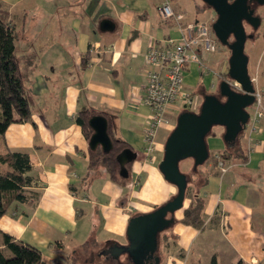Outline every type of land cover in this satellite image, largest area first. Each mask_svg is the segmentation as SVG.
I'll use <instances>...</instances> for the list:
<instances>
[{
    "label": "crops",
    "instance_id": "crops-1",
    "mask_svg": "<svg viewBox=\"0 0 264 264\" xmlns=\"http://www.w3.org/2000/svg\"><path fill=\"white\" fill-rule=\"evenodd\" d=\"M1 1L20 32L17 51L35 104L29 120L14 122L0 134V154L28 152L34 177L31 188L39 192L37 198L9 207L0 219L1 232L38 247L51 264H65L89 240L99 246L100 256L127 263L120 262L123 254L130 256L127 249L117 255L102 252L129 247L131 240L143 235L147 216L178 193L177 185L159 167L167 138L176 127L173 118L158 132L154 161L145 153L151 115L143 103L146 54L153 40L164 44L183 35L177 22L161 18L159 8L169 2L185 14V25L199 19H188L179 0ZM191 4L195 10L203 7L195 0ZM105 19L113 23L112 30L101 29ZM209 54L201 50L202 61ZM263 54L264 46L255 73H250L257 77L264 101ZM21 60L32 65L23 68ZM202 66L189 64L185 88L199 96L218 95L223 80L217 85ZM87 108L102 113L110 137L126 142L128 176L114 180L105 165L92 161V150L105 149L102 144L92 148L77 122L78 113ZM181 108L175 103L171 116L177 117ZM248 122L239 141H226L221 125L214 126L207 138L209 158L199 165L207 184L198 191L206 204L205 227L181 221L185 205L192 200L186 198L182 208L165 215L162 227H153L156 247L144 252L152 256L145 264H211L214 256L224 264L241 260L264 264V119L252 134ZM236 143L245 155L230 160L222 170L214 156ZM192 167L195 164L187 170Z\"/></svg>",
    "mask_w": 264,
    "mask_h": 264
},
{
    "label": "water",
    "instance_id": "water-1",
    "mask_svg": "<svg viewBox=\"0 0 264 264\" xmlns=\"http://www.w3.org/2000/svg\"><path fill=\"white\" fill-rule=\"evenodd\" d=\"M218 15L217 20L211 27L218 40L229 47L228 76L230 80H223L220 84L219 94H205L198 112L186 109L179 114L177 125L168 136L164 156L159 167L165 178L177 185V195L158 210L147 216L144 220L145 229L142 236L136 241L131 240L129 247L111 248L102 253H113L127 249L134 263L145 264V260L152 256H145L144 252H153L156 247L154 238L156 225L162 227L165 215L168 212L175 213L182 208L186 200L188 187V175L181 169V162L189 157L194 159L195 167L204 163L209 158V146L207 138L215 125L225 127L224 138L226 141L236 142L239 134L244 131L250 118L248 108L255 102L256 86L249 71V56L246 54L245 46L247 35L242 22L243 17H249L245 6L247 0H236L233 4L228 0H203ZM264 2V0H261ZM113 23L110 20L101 22V29L112 30ZM230 33L235 36V41L229 43ZM238 82L242 90L235 89L231 82ZM93 134L90 145L95 148L102 144L105 151L112 148V140L108 133L107 121L102 115L93 116L90 119ZM124 151L119 155L121 160V174L128 176L125 167ZM135 155V154H134ZM130 158V154L128 155ZM136 157V155H135ZM167 224V222H165ZM134 234V233H133ZM141 248V249H140ZM153 255V254H152Z\"/></svg>",
    "mask_w": 264,
    "mask_h": 264
},
{
    "label": "trees",
    "instance_id": "trees-1",
    "mask_svg": "<svg viewBox=\"0 0 264 264\" xmlns=\"http://www.w3.org/2000/svg\"><path fill=\"white\" fill-rule=\"evenodd\" d=\"M19 39L20 32L12 21L11 13L0 0V134H4L14 122L29 120L32 116L33 105L35 104V97L26 85L20 64L17 51ZM186 109L189 110L188 108ZM97 115H102V113L88 108L81 110L77 115V122L82 126L84 134L88 139L93 134L90 119ZM111 139L112 148L110 150L105 152L97 149L92 150V161L105 165L112 178L118 181L122 177L119 155L125 151L127 144L123 140L112 137V135ZM244 155L245 153L242 148L236 143L235 145H229L225 151L215 155L214 160L217 164L223 162L226 165L230 160H235ZM245 157L242 159L246 160L247 157ZM31 170L32 162L28 152L9 150L6 153L0 154V219L7 213L13 203L26 202L39 196V192L31 188L34 182V177L30 173ZM198 170L199 165L193 168L192 173L201 174L202 171L199 170L198 172ZM187 175L188 187L186 198L189 194V183L191 180V175L188 173ZM206 184L207 181L204 174V180L195 193H193L190 203L185 206L184 216L181 220L183 223L198 229H202L206 225L204 217L206 204L204 198L198 192ZM0 233H2L0 264H45L40 249L17 240L9 233L1 232V229ZM90 244L97 245L94 240H89L84 242L76 252ZM76 252L69 258L71 264H77L78 257ZM211 264L224 263L218 261L217 257L214 256ZM235 264L244 263L241 260Z\"/></svg>",
    "mask_w": 264,
    "mask_h": 264
},
{
    "label": "built area",
    "instance_id": "built-area-1",
    "mask_svg": "<svg viewBox=\"0 0 264 264\" xmlns=\"http://www.w3.org/2000/svg\"><path fill=\"white\" fill-rule=\"evenodd\" d=\"M160 16L165 21H175L183 30L180 39H169L161 44L153 40L146 54V95L143 103L151 110L150 121L145 133V153L150 161H154L156 137L164 124H170L171 108L178 101H183L186 108L194 106L196 97L185 88V73L189 64L198 62L204 66L201 50L213 53L218 50L219 41L211 25L205 21L184 24L185 14L177 11L166 2L159 8ZM257 84V77H252ZM235 89L242 90L241 85L231 82ZM255 102L252 105L247 125L250 133L258 130L264 119V101L260 89L256 87ZM193 111V110H192ZM223 170L224 163L220 162Z\"/></svg>",
    "mask_w": 264,
    "mask_h": 264
},
{
    "label": "rangeland",
    "instance_id": "rangeland-1",
    "mask_svg": "<svg viewBox=\"0 0 264 264\" xmlns=\"http://www.w3.org/2000/svg\"><path fill=\"white\" fill-rule=\"evenodd\" d=\"M179 1L181 4L184 5L185 10L188 12V19H190V20L199 19L200 21H205V22L209 23L210 25L212 24L213 19H214V13L212 12V10L209 9L207 4L203 0H195L197 2L198 6L200 4L201 6L203 5V7H204V9H203V7H202V9L198 7L197 10H195L191 7V5H192L191 1L192 0H179ZM31 17L32 16L28 17V21L31 20ZM17 19L18 18H16V20ZM19 20H20V18H19ZM250 45H251V42L248 41L246 44V52H248L250 54V57H251L250 62H249V70L251 71V73H255L254 65L256 64L257 56H259V53L261 52V50L264 46V38L261 37L260 40H257L256 44L253 45L254 46L253 51H255L254 53H253V51L250 52V50L248 49ZM209 55H210V57L208 59H203L204 66H202V68L204 67L203 69H204L205 73H210L214 76V82L218 85V80L219 81L224 80L228 76L229 57L231 56V51L225 45L220 43L218 46V50L216 52L210 53ZM21 61L23 63V68H26L28 66L30 67V65H32V64L29 65V63H27L26 61H23V60H21ZM215 83H214V85L212 84V88L213 87L215 88V85H216ZM215 89L216 90L218 89L217 86ZM215 89H212V90L216 91ZM211 91H208V92H211ZM216 92H218V91H216ZM216 92H213V93H216ZM192 95H193V97L194 96L196 97V102H195L194 106L190 107L191 109H189V110L190 111L193 110L194 112H198L200 109V106L202 104V98L204 96L201 95L202 96V98H201V96H199L198 94L192 93ZM177 105L179 107L182 106V108L180 109V112H179V114H180L185 110V105L182 104L181 102H177ZM248 111L251 112L252 108H248ZM179 114H178V116H179ZM177 117L170 116V120H172V118L175 120V125H177V120H178ZM193 160L194 159L192 157H189V158H187L181 162L182 163V165H181L182 170L191 175V178H190L191 180L189 183V185H190L189 186V194H188L187 198L192 197L193 193H195V191L199 188L200 184L204 180V173L203 172L201 174L200 173L198 174L196 172H195L196 174L195 173L193 174L192 173L193 167L190 170H187V166L191 167L194 164ZM219 165H220V163H219ZM221 168H222V166H221ZM224 168L227 169V165L224 164ZM222 170H223V168H222ZM198 172H199V170H198ZM189 203L190 202L188 201L187 205ZM0 238L2 239V235H0ZM17 240H19V239H17ZM34 247H36V246H34ZM36 248H38V247H36ZM100 252H101V249L99 248V246L98 245L94 246L93 244H90L87 247H83L82 249H79L78 252H76V255L78 257L77 264H115V260H117V259H115L114 257H112L110 259L108 257L106 258V257L100 256L99 255ZM69 258L66 259L65 264H71V262H69ZM43 260H44L45 264H51V263H49L50 260H46V258H43ZM131 260H132L131 256L127 255L125 257V254H123V256H120V262L127 261V263H124V264L130 263Z\"/></svg>",
    "mask_w": 264,
    "mask_h": 264
},
{
    "label": "flooded vegetation",
    "instance_id": "flooded-vegetation-1",
    "mask_svg": "<svg viewBox=\"0 0 264 264\" xmlns=\"http://www.w3.org/2000/svg\"><path fill=\"white\" fill-rule=\"evenodd\" d=\"M228 1H229V3L233 4L236 0H228ZM207 6H208V4H207ZM209 9L212 10V12L214 13V19L212 22V24H213L217 20L218 15L213 8L209 7ZM245 11H246V13L250 14V16L249 17H243L242 22H243V25H244V28L246 31V35H247L246 44L248 41L251 42V45L249 46L248 49L250 50V52H252L254 49L253 45L256 44L257 40H260L261 37L264 38V2H262L261 0H247L246 6H245ZM228 41H229V43H232L235 41V36L233 33H230V35L228 37ZM226 47L229 49L228 46H226ZM245 51H246V46H245ZM254 52L255 51H253V53ZM247 53L248 52H246V54ZM247 55L249 56V62H250V59H251L250 54L248 53ZM263 58H264V54H263Z\"/></svg>",
    "mask_w": 264,
    "mask_h": 264
}]
</instances>
